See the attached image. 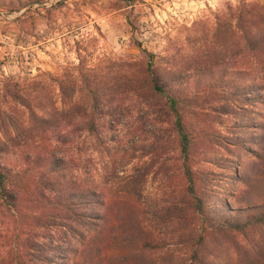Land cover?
I'll return each mask as SVG.
<instances>
[{"label":"trees","instance_id":"16d2710c","mask_svg":"<svg viewBox=\"0 0 264 264\" xmlns=\"http://www.w3.org/2000/svg\"><path fill=\"white\" fill-rule=\"evenodd\" d=\"M130 24L136 28L135 22ZM224 29L222 58L226 59L213 65L194 62L186 71L169 72L158 65L156 55L135 40L142 58L134 65L141 72L138 77L119 74L117 96L99 92L100 84L89 82L83 87L92 102L88 113L80 112L84 119L88 116L84 130L99 145L104 146L107 138L98 122L107 116L113 120L120 100L135 96L154 110L156 123L161 124L153 137L154 147L159 151L172 143L176 146L187 195L194 201V212L202 224L199 230L192 223L186 226L190 228L186 236L191 257L175 264H264V191L252 195L253 189L264 190V6L242 7ZM216 31L220 34L222 29ZM218 54L214 50L205 57L222 59ZM246 58L255 60L261 77L249 61L243 63ZM70 85L78 91L76 80ZM32 96L28 86L18 84H6L0 91V103L12 107L19 100L31 125L16 115H7L3 118L8 123L2 127L4 135L0 131V264H105L106 246H130L137 233L121 211L117 212L118 223H114L100 189L80 186L76 162L68 157L69 149L62 156L57 147L51 153L47 148L50 145H35L23 159L26 168L17 169L8 163L7 158L16 154L13 144L5 140L13 141L12 133L21 136L28 129L40 130L56 136L60 146L71 142L65 128L73 118L70 110L81 109L77 99L67 95L63 83L61 108L55 107L50 92L39 90L37 97ZM224 117L235 119L227 140L216 131L204 130L202 123ZM113 125L109 129L113 130ZM201 140H211L224 150L225 146L234 158L246 154L254 160L246 164L244 173L230 170L224 176L210 171L199 177L192 155ZM223 178L237 184L236 188L244 185L248 189L240 194L237 189L228 192L217 185ZM250 192L245 203L239 201L240 195ZM166 214L170 219L173 214L180 219L179 211L174 209ZM149 248L151 244L145 243L142 251ZM130 257L117 256L115 262L128 264ZM143 261L152 264L154 258L151 263L145 258Z\"/></svg>","mask_w":264,"mask_h":264},{"label":"rangeland","instance_id":"374dc122","mask_svg":"<svg viewBox=\"0 0 264 264\" xmlns=\"http://www.w3.org/2000/svg\"><path fill=\"white\" fill-rule=\"evenodd\" d=\"M253 5L264 6V0H0V91L10 83L28 86L32 97H37L39 90L50 92L55 107L61 108L63 83L67 95L81 106L80 110L68 108L73 117L65 128L71 134L70 143L60 146L56 136L40 130L28 129L21 136L12 133L13 141L5 140L13 144L16 154L7 158L8 163L17 169L26 168L27 161L23 159L35 145H50L47 148L51 153L57 147L62 156L69 149L68 157L76 162L75 175L80 186L100 189L114 223H118L117 212L121 211L137 233L130 246H106L105 264H116L115 257L122 255H131L128 264H144V258L148 263L154 258L152 264L189 261L191 248L186 235L190 228L186 226L192 223L199 230L202 219L195 214L194 201L187 195L176 146L172 143L158 151L153 145L154 134L161 129L154 110L135 96L120 100L122 104L114 111L113 120L107 116L98 122L107 138L101 146L84 130L88 116L84 119L80 112L88 113L92 102L83 87L89 82L100 84L99 92L117 96L118 75L138 77L141 72L134 65L142 58L135 40L156 55L158 65L169 72L186 71L194 62L207 67L226 59L222 58L224 25L239 9ZM130 21L135 22L136 28ZM217 29H222L220 34ZM214 50L222 59H206ZM248 61L261 77L253 64L255 60L246 58L243 63ZM71 80L78 82V91L70 85ZM7 115L29 123L19 100L12 107L0 103L2 135V127L8 125L3 119ZM211 119L202 123L204 130L216 131L222 140H227L235 119ZM225 150L211 140L197 142L192 164L199 177L210 171L224 176L230 170L244 173L246 164L254 160L246 154L234 158ZM222 158L228 161L223 163ZM223 179L217 185L228 192L237 189L240 194L248 189L244 185L236 188L233 181ZM263 191L253 189L252 195ZM240 196L239 201L244 202L251 192ZM172 209L179 211L180 219L174 218L175 214L171 219L167 217L166 212ZM145 243L151 248L143 252Z\"/></svg>","mask_w":264,"mask_h":264}]
</instances>
